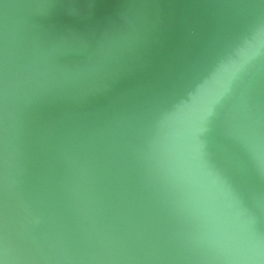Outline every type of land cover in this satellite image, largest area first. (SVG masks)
Masks as SVG:
<instances>
[{"label": "water", "instance_id": "1", "mask_svg": "<svg viewBox=\"0 0 264 264\" xmlns=\"http://www.w3.org/2000/svg\"><path fill=\"white\" fill-rule=\"evenodd\" d=\"M0 264H264V0H0Z\"/></svg>", "mask_w": 264, "mask_h": 264}]
</instances>
